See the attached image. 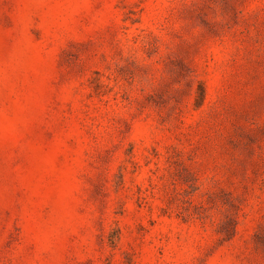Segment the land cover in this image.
<instances>
[{
	"label": "rangeland",
	"instance_id": "374dc122",
	"mask_svg": "<svg viewBox=\"0 0 264 264\" xmlns=\"http://www.w3.org/2000/svg\"><path fill=\"white\" fill-rule=\"evenodd\" d=\"M0 264H264V0H0Z\"/></svg>",
	"mask_w": 264,
	"mask_h": 264
}]
</instances>
